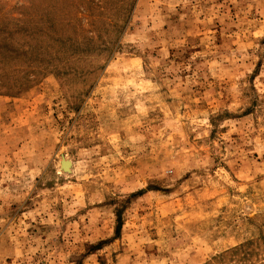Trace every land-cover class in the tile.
<instances>
[{
	"label": "rangeland",
	"instance_id": "rangeland-1",
	"mask_svg": "<svg viewBox=\"0 0 264 264\" xmlns=\"http://www.w3.org/2000/svg\"><path fill=\"white\" fill-rule=\"evenodd\" d=\"M0 264H264V0H0Z\"/></svg>",
	"mask_w": 264,
	"mask_h": 264
},
{
	"label": "water",
	"instance_id": "water-1",
	"mask_svg": "<svg viewBox=\"0 0 264 264\" xmlns=\"http://www.w3.org/2000/svg\"><path fill=\"white\" fill-rule=\"evenodd\" d=\"M71 166H72L71 162L69 160H66L64 156H61L60 169L64 172L70 173Z\"/></svg>",
	"mask_w": 264,
	"mask_h": 264
}]
</instances>
